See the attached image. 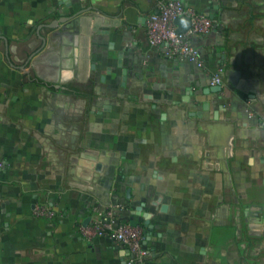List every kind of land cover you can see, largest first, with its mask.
Masks as SVG:
<instances>
[{"label":"rangeland","instance_id":"1","mask_svg":"<svg viewBox=\"0 0 264 264\" xmlns=\"http://www.w3.org/2000/svg\"><path fill=\"white\" fill-rule=\"evenodd\" d=\"M252 1L225 45L245 87L217 71L222 91L205 94L147 59L92 63L83 95L21 71L0 79V264H74L77 224L105 193L160 249L144 264H264V24Z\"/></svg>","mask_w":264,"mask_h":264},{"label":"crops","instance_id":"2","mask_svg":"<svg viewBox=\"0 0 264 264\" xmlns=\"http://www.w3.org/2000/svg\"><path fill=\"white\" fill-rule=\"evenodd\" d=\"M182 1L213 20L214 25L209 31L192 36L204 61L203 68L178 57H168L160 48L149 44L145 18L155 10L157 0H0V59L3 62L0 79L2 82L18 79L15 72L21 71L28 82L41 81L50 87L83 95L85 91L78 88L91 87L87 84L92 77V63L95 62L100 71L110 69L116 62L128 65L147 59L157 66L172 63L177 72H183L193 82L195 90L201 88L205 94L213 93L212 76L220 69L223 76L229 73L235 85L245 87L240 70L230 67L225 51L229 27L234 28L238 22L233 15L240 14L242 20L245 15H250L245 10V0ZM252 8L254 26L264 24V0H253ZM20 47L23 53L19 54L16 48ZM167 73L171 76L170 70ZM102 80L105 81L104 77ZM180 80L179 77L174 81L179 83ZM253 83L251 80L250 85ZM73 86L76 90L70 89ZM95 88V93H103ZM104 195L100 199L102 205L115 202L107 193ZM89 212L84 218L90 215ZM65 214L59 221L68 218L69 214ZM85 220L77 224L81 233L77 244L80 251L74 264H126L127 250L106 237L95 236L90 229L84 233L80 226ZM129 221L133 225L139 224L131 217ZM87 224L89 228V222ZM144 242L150 251L149 257L159 253V248L149 247L146 236ZM171 251L184 256L180 249ZM186 261L187 264H202L201 259L193 260L192 256Z\"/></svg>","mask_w":264,"mask_h":264},{"label":"built area","instance_id":"3","mask_svg":"<svg viewBox=\"0 0 264 264\" xmlns=\"http://www.w3.org/2000/svg\"><path fill=\"white\" fill-rule=\"evenodd\" d=\"M180 16L191 19V28L186 32H178L175 19ZM145 20L149 44L152 47L160 48L168 57H178L200 68L204 67L200 50L194 45L192 36L212 28L213 20L207 14L182 0H157L155 10L151 11ZM212 84L221 85V76L218 73L212 76ZM121 207V204H101L93 208L80 228L86 234L90 229L94 235L104 236L120 244L128 252L127 264H144L150 251L137 225L116 217Z\"/></svg>","mask_w":264,"mask_h":264},{"label":"water","instance_id":"4","mask_svg":"<svg viewBox=\"0 0 264 264\" xmlns=\"http://www.w3.org/2000/svg\"><path fill=\"white\" fill-rule=\"evenodd\" d=\"M176 24L178 25V32H186L191 28V19L186 16H180L175 19ZM211 91L213 92H221L222 91V86L221 85H215L211 88ZM130 190L128 189V193ZM138 210H142L140 207H138ZM161 210L166 211L167 210V204H162L161 205ZM146 216L149 214L145 213ZM152 225H150V228Z\"/></svg>","mask_w":264,"mask_h":264},{"label":"flooded vegetation","instance_id":"5","mask_svg":"<svg viewBox=\"0 0 264 264\" xmlns=\"http://www.w3.org/2000/svg\"><path fill=\"white\" fill-rule=\"evenodd\" d=\"M76 86H73V87H70V89H72V90H76V88H75ZM86 89H89L88 87H86Z\"/></svg>","mask_w":264,"mask_h":264}]
</instances>
